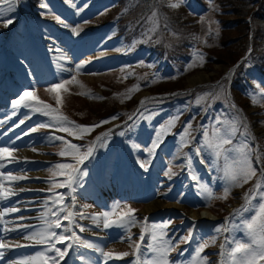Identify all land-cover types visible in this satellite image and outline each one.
Wrapping results in <instances>:
<instances>
[{
	"label": "rangeland",
	"instance_id": "374dc122",
	"mask_svg": "<svg viewBox=\"0 0 264 264\" xmlns=\"http://www.w3.org/2000/svg\"><path fill=\"white\" fill-rule=\"evenodd\" d=\"M11 1V7L7 8V13L0 20V66L9 67L8 72L4 74L2 80L0 78V83L2 82L0 84V92H3L5 97L0 101V147L15 149L14 155L18 159L6 167V170L10 171L11 174L16 173V175L23 176L32 172L41 174L42 182L40 184L44 191L40 193L39 201L41 206L40 211L44 214L48 211V208L53 207L50 201L46 206V201L49 200L50 196H53V193L47 191V189L52 187L53 183H59L65 179L63 176L49 179L51 176L50 169H53L57 163H74L70 157H61L58 154L63 147V141L50 140L49 137L61 136L67 141H70V138L73 139V137L69 136L70 138L68 139L65 137L67 133L57 131L58 125L50 117L23 106L14 109L12 102L18 99L24 91L34 90L40 100L45 104L51 105L53 108H59L60 112L65 116L70 117L69 112L78 119H82L84 116L94 119L97 115L108 109L109 106L102 99L90 98L89 95H81L80 93L90 91L93 96L101 97V94H105L108 86L121 83V78L117 75L116 71L119 70L120 72L123 70V67L120 66L124 62L120 59L123 55V48L120 49L118 47L117 40H114L112 36L107 35V33L101 34L98 31L97 25L101 21H95L93 18L94 15L98 16L99 14V12L97 13L96 0H44L42 5L46 4L47 8L42 6L43 9L39 16H34L29 22L22 16V14L27 16V13L31 11L29 0H24L20 8L17 0H0V9L6 8ZM186 1L183 0L177 8L169 6L170 3H175L177 0H160V3L163 7L177 14L181 10L179 8ZM190 3H193V1L191 0ZM191 6L189 4V7ZM182 16L187 18L185 14ZM19 17H22L23 23L21 27L23 31L22 36L14 28L15 20H18ZM55 17H59L69 27H64ZM8 19H11L13 22L5 27L4 22ZM246 20L251 26V17H248ZM213 21L214 18L211 16L209 19H206V31H209V28L215 30L216 23H212ZM158 26V21L152 24L154 33L158 32ZM76 27L82 28V31L78 35L72 31V28ZM56 28L62 29L66 44L58 43L56 48H54L49 46L51 43H48L47 40L53 36V30ZM160 35L162 36L161 33ZM159 39L161 38H157V40ZM250 40H253L252 30L250 32ZM65 45L76 47L77 52L73 54L75 59L78 58L79 52L84 48L85 56L93 57L92 62L85 64L79 70L76 68L74 72L65 76L53 77L49 82L34 84L26 81L27 83L20 84L16 90H10L13 86L12 77L17 76V71L22 73L28 67L32 49H35V52L57 51L66 47ZM251 45H253L252 42ZM96 54L100 55L99 59H94L96 58ZM215 54L218 58H221L222 56L220 55L223 53L215 52ZM85 56L81 59L85 58ZM227 62V65L223 64V62H215L210 70H202L201 62H199V66L194 67L192 73L184 79V88L190 91H198L204 87L197 85L189 86L188 78L198 73L208 74L211 81H217L224 75V70L230 67L229 59H227ZM148 67L150 68V66ZM73 75L76 76L79 84L74 82L66 85L67 92L61 90L60 98L62 103L59 105L56 102L55 93H51L47 89H40L49 88L53 84L69 80ZM5 77L7 80L4 81ZM223 77L224 80H227L226 76ZM224 83L227 84L226 81ZM254 84L255 88L259 90L260 95L249 93L248 96L251 100L253 96L257 100H260L259 97H262V108L260 110L256 108L248 112H253L251 121L260 122L259 131L264 132V95H262L264 94V77L257 74ZM221 86L222 89L219 91L217 97L226 106L223 95L225 94V85L222 84ZM143 92L136 95L135 98L140 100L147 97L146 91ZM16 96L18 97L15 98ZM168 110L156 112L160 114V117L159 115L156 116L153 110H148L142 114L132 131V135L129 137L130 145L128 152L122 150L120 152L123 155L116 152L118 148H115V146L114 148H109L108 142L104 146H101L92 170L90 169L89 172H86L88 168L87 164L80 165V169L84 170V172L81 175L78 174V183L74 185L76 189L74 193L66 187H56L54 189L55 193H63L65 195L64 204L77 213L74 223L69 224V221L65 220L63 221V227L53 229L58 234L67 236H71L75 232L76 236L79 237V242L69 240L65 244H56V247L61 249H64L67 244H71L72 247L77 246L82 248L80 249L83 250L81 251L82 254L78 258H73L72 262L67 264H83V257H88L92 253L89 247L84 246L85 243L95 244L102 257H104L102 253L108 251L113 253H132L133 248L130 247L131 241L127 240L126 237L131 235L133 241L137 240L141 233L135 227L138 224L147 225L149 230L146 233H151L154 227L164 224L168 225L166 228H163V231L167 234L165 239L170 240L172 246L175 247V250L171 251L168 255L170 264H199L196 249L199 244L205 241L209 242V246L200 254L201 257H207V264H220L222 259L220 255L221 245H225V249H228L232 246L233 238L246 240L244 229L237 227V225L240 224L243 218L249 217L251 213H243V216L235 215L236 218L232 217L231 236H229V239H231L228 244L224 243L222 238L216 243V238L218 237L216 229L219 226L217 223L195 220L192 215V213H200L205 210V206L206 209L209 208L214 214L220 215L227 209L230 203H234L237 200L239 192H246L252 187L257 177H253L252 180L246 184H242V186L231 184L228 198H218L222 196L225 187H229L230 185L228 173L237 172L245 158L244 145L246 137L241 134L243 130L238 125L240 131L231 137L232 144L224 146L229 151L224 152L219 157L214 154L213 150L207 147L202 148L206 152L205 158L211 164L213 170L214 177L212 182L211 173L204 175L206 170L198 161L195 151L197 146L193 145L192 131L191 135L186 137L184 141L181 139L185 126L190 122L185 123L183 129H180V131H175L180 124V110L175 109L172 115H170ZM177 117L178 119H174L173 126L168 128V122ZM236 118V116L230 118L227 113L223 117L222 113L217 114L205 129L209 131V136H211L214 127L221 128V133H223L229 125V121H235ZM21 120H24L23 124H20ZM106 120H109V118L102 119V121ZM218 120H222L224 122L223 125L218 124ZM44 123L51 126L38 128L35 132L31 131L32 128H36L38 125ZM162 126H164V129H162ZM158 132H160L159 146L152 155H149L146 149L151 147L152 142L157 139ZM87 135L89 134L87 133ZM167 136H172V138L163 144ZM86 139L82 142L84 143L82 146L93 145L89 143L90 139L88 136H86ZM122 139V137H119L120 141ZM260 139H263L264 145V136L260 137ZM199 141L200 146H202L204 141L203 132L200 135ZM247 143L251 145V151L247 158L251 166L257 169L258 176L260 173V150H257L256 144L251 138H248ZM77 145L80 146L78 143ZM33 149L36 150L33 151ZM233 149L240 151H234ZM256 152H258L257 156ZM34 156L41 160L36 161ZM127 156H130L131 160L129 159L128 161ZM27 159L34 161L32 167L28 165L26 168L20 170V163L26 162ZM142 162H149L147 170L140 166ZM169 168L174 173V175H171V178L165 175ZM136 173H140L141 175ZM193 175L198 179L193 180ZM206 179L210 182L209 184L206 182ZM10 188L15 189L16 187ZM194 189L197 191V194L193 193ZM209 193L214 198L209 199ZM243 195L240 198L242 204L237 209L241 208L244 203ZM73 196L75 197L74 205ZM11 200L9 196L8 201ZM6 203L5 198H0V206ZM157 203L161 204V208L153 211L152 209L158 205ZM125 206L136 210V224L130 225L127 228L117 225L104 228L102 214H111L114 211L119 212L125 209ZM80 213H83V215H80ZM60 215L63 216L64 213ZM93 217H100L101 223L99 225L94 223ZM47 218L55 219L50 213ZM180 218H186L194 226V235L189 232L191 233V238L187 243H180L183 237L189 235V233L185 236L182 234L188 230L187 221L185 223H175ZM65 227L70 228V231H65ZM81 227L84 231H80ZM90 230L96 231L98 238L91 237L89 235ZM213 240L215 241L214 243H212ZM149 243H152L150 235H146L144 245L141 246L139 254L140 261L153 258V254L146 247ZM47 248L48 245L46 244L45 254L54 256L55 253L47 251ZM116 259L122 258L113 257L107 260L111 264H132L134 260H137V256L130 254L124 257V262H121V260L117 261ZM63 260H60L59 264ZM259 264H264V261H260Z\"/></svg>",
	"mask_w": 264,
	"mask_h": 264
},
{
	"label": "trees",
	"instance_id": "16d2710c",
	"mask_svg": "<svg viewBox=\"0 0 264 264\" xmlns=\"http://www.w3.org/2000/svg\"><path fill=\"white\" fill-rule=\"evenodd\" d=\"M23 1L21 0L22 3ZM29 2L31 11L25 16L32 19L42 12L44 0ZM97 2L99 14L95 21H101L99 26H103L117 40L118 47L123 48L126 54L122 58L123 70L117 73L121 83L108 86L103 97V102L109 106L108 109L94 119L85 116L78 119L66 110L76 124L100 125L89 134L96 136L104 128V123H100L103 118L111 119L115 116L120 121L127 120L138 105L133 96L143 90L154 94L185 90L184 79L192 73L194 67L199 66L198 54L204 57L202 70L212 69L215 62L227 65V59L230 66H233L247 53L251 42L253 47L250 55L236 70L232 93L241 107L260 109V100L253 104L248 94L260 95L259 90L255 88L254 79L257 74L264 75V0H194L193 3L187 1L177 14L163 7L160 0ZM188 3L192 6L189 7ZM153 12L156 13L155 17H152ZM183 14L187 18H184ZM210 16L218 22L211 33L205 30L206 19ZM248 17H251V26L246 20ZM15 21V30L22 35L23 23L20 18ZM156 21L159 26L158 32L154 33L152 24ZM251 30L253 40H250ZM159 37L161 39L157 40ZM214 51L223 53L220 55L223 58H218ZM224 81L227 80H223L226 89L227 84ZM136 85H139V90L132 91L134 94L126 98L129 89H134ZM216 91L217 89L212 87L201 88L192 93L152 102L158 103L157 106L164 103L168 106L166 108L170 114L179 109L180 122L191 121V131L195 136L198 129H204L201 124L213 121L217 114L225 111V107L215 96ZM198 97L202 98L200 103L196 102ZM124 106L126 110L122 109ZM124 130L125 126L120 127L112 137L115 138ZM261 158L264 161V157ZM226 214L223 211L220 215L223 217Z\"/></svg>",
	"mask_w": 264,
	"mask_h": 264
},
{
	"label": "snow or ice",
	"instance_id": "6c2138e0",
	"mask_svg": "<svg viewBox=\"0 0 264 264\" xmlns=\"http://www.w3.org/2000/svg\"><path fill=\"white\" fill-rule=\"evenodd\" d=\"M183 2V0H177L175 3H170V7L177 8L180 6V4ZM43 7L47 8V5H42ZM0 15H3L2 12H0ZM156 13L153 12L152 17H155ZM57 21H59L61 24H63L64 27H69L68 24L64 23V21L60 20L59 17H55ZM151 19V17H150ZM204 18H202L203 21ZM13 21L11 19H8L4 22V26L7 27L9 24H11ZM212 23H218L216 21H213ZM73 33L79 34L80 31H82V28L76 27L72 28ZM212 32V29L209 28V33ZM198 60L202 62L204 60V57L202 54H198ZM142 63V62H141ZM83 64H78L77 70L79 68H82ZM195 65H189V67H193ZM238 66V65H237ZM231 71V70H230ZM79 84V81L77 80L76 76L73 75L71 79L61 81L59 83L51 85L47 90L51 93L56 94V102L57 104H61L62 100L60 98V92L61 90L67 92L68 89L66 85L72 84V83ZM134 90H139V85H136L134 89H129L128 93L126 94V98H130L131 92ZM81 95H89L90 98L95 99H102V97L93 96V94L89 91L87 93H80ZM264 95V94H262ZM150 99V98H146ZM200 97L197 98V103L201 102ZM35 102V103H33ZM259 101L255 96L252 97V103L256 104ZM14 109L19 108L20 106L31 108L34 112L41 113L45 116L50 117L53 121H55L56 125L58 127L56 128L57 131L65 132L68 136H72L74 138H82L83 135L89 133L94 128L99 127V124H94L91 126L88 125H79L76 124L74 121L69 120V118L65 115H63L60 112L59 108H53L49 104H45L42 100H40L34 90H27L24 91L22 95L19 96L18 99L14 100L13 102ZM145 101H141V106H144ZM233 108H235V105H232ZM142 115V114H141ZM112 120L117 119V117H112ZM129 119L131 120L132 117L129 116ZM174 119L170 120L168 122L167 127L170 128L173 126ZM109 121H101L100 123H108ZM24 120L20 121V124H23ZM218 124L223 125L222 120L217 121ZM238 125H243V132L241 133L246 137L245 145H244V160L241 163V166L237 172H229L228 173V180L230 181L229 187H225L222 196L218 197L219 199H227L230 195V186L231 184H235L237 186H242V184L248 183L250 180H252L253 177H257V169L251 166L250 161L248 160V154L251 151V145L247 143L248 138H251L252 140L255 139V137L251 136V133L248 131V126L246 123V117H240L237 116L235 121H229V125L225 128L224 132L221 133V128L214 127L212 130L211 136H209V131L207 129L203 130V136L204 141L201 147L196 148V153L199 155L202 151L203 147H207L211 150H213L214 154L219 157L224 152L229 151V149H226L225 145L232 144V139L238 131H240V128ZM19 126V125H18ZM49 124H40L36 128H32L31 131L35 132L38 130V128H45L50 127ZM202 127V126H201ZM162 129H164V126H162ZM191 129L192 125L189 123L185 126L184 132L181 135L182 141L186 139V137H189L191 135ZM166 130V129H165ZM123 135V132L121 133ZM159 136L160 132L157 133V139L152 142L151 147L147 148L146 151L149 153V155H152L155 152V149L159 146ZM50 140H61L63 141V147L59 151V155L61 157H70L74 163H57L53 169H50L51 176L49 179H54L56 176H64L65 179L62 182L59 183H53L52 187L47 189V191L52 192L53 196L49 197V200L46 201V206L48 202L50 201L51 205L53 207L48 208V211L42 214L43 223L46 225L45 228L34 231L26 236H24L25 240L28 241H34L38 244H47L48 248L47 251H52L55 253L54 256H48L45 253L39 254L38 259L40 260L41 264H59L60 260H63L64 257L67 254L68 248L72 247L71 244H67L64 249L57 248L56 244H65L69 240H75L79 242V237L76 236L75 232L72 233L71 236L58 234L53 229L61 228L63 227V221L67 220L69 221V224L74 223V218L77 215L71 208H69L67 205L64 204L65 201V195L63 193H55L54 189L56 187H66L70 189L71 192H75V187L78 183L77 177L78 174L81 173L80 165L84 163L85 160H87L94 152L95 145H89L85 150H81V147L77 144L71 143L70 141L65 140L61 136H53L49 137ZM98 140L101 139L100 137L97 138ZM192 139H195L192 137ZM36 149H33L35 151ZM234 151H240L238 149H233ZM15 149H9L7 147H0V162L7 161L9 163L16 161L18 158L14 155ZM150 162V161H149ZM149 162H142L141 167L145 168L147 170V164ZM203 162V161H201ZM190 163V161H189ZM5 166L4 163H0V168H3ZM166 176H169L171 178V175H174L172 172V169L169 168V170L165 173ZM0 176H3V180H0V198H8L9 196L15 195L16 190L12 189L10 187H6L4 181H8L9 183L15 182L21 179H25L24 176H13L10 173L6 176L3 173H0ZM193 180H197L198 178L193 175ZM24 189H20V191H23ZM40 191H44V189H40ZM208 198L212 199V194H208ZM73 205L75 204V197H72ZM244 204L241 206V208L236 209L233 215H241L243 216V213H251V215L247 218H243L237 227H241L245 231L246 240H238L233 238L232 240V246L228 249H225V245H221V252L220 255L222 257L220 264H259L260 261H264V169L261 170L259 177L257 178V182L254 184V186L246 191L243 195ZM255 202V203H254ZM119 207V206H117ZM18 209L11 208V212H16ZM135 209L125 206V209L113 213H104L103 216V227L109 228L113 225H117L120 227L127 228L130 225L136 224V217H135ZM49 213L52 217L55 219H48ZM64 213L63 216L60 214ZM5 215L4 212H0V217H3ZM80 215H83V213H80ZM23 219V218H21ZM93 222L99 225L101 223L100 217H93ZM168 225L164 224L161 226L154 227L151 231V233H146L143 229L137 238V240L133 241L132 236L128 235L126 237L127 240L131 241L130 247L133 248V252H122V253H113L111 251L103 252V256L105 259L110 258H124L131 255L137 256V260H134L132 264H170V261L168 260V255L171 251L175 250V247L172 246L170 240H166V233L163 231V228H166ZM20 227H26L24 225H21ZM12 229H5V231H10ZM227 228L220 227L217 228V232L221 231H227ZM65 231H70V228L65 227ZM80 231H84V229L81 227ZM146 235H150L152 243H149L146 247L149 252L153 254V258L150 260H139V254L141 252V246L144 245L145 237ZM191 238V233H189L188 236H185L181 239L180 243H187L188 240ZM215 241L213 240L212 243ZM12 246H20L19 243H16L14 245L9 244L8 242L0 241V249L12 247ZM85 247H93L92 244L85 243ZM209 246V242L205 241L198 245L196 249V255L199 261V264H207V257H201V253L204 251L206 247ZM3 253L0 252V256H2ZM37 258H32V260L29 261H23L21 264H33V261Z\"/></svg>",
	"mask_w": 264,
	"mask_h": 264
},
{
	"label": "bare ground",
	"instance_id": "6f19581e",
	"mask_svg": "<svg viewBox=\"0 0 264 264\" xmlns=\"http://www.w3.org/2000/svg\"><path fill=\"white\" fill-rule=\"evenodd\" d=\"M12 1L8 3L7 7L3 10L0 9V12L3 15H0V20H2L7 13V8H10ZM48 43H51V46L56 45V43L66 44L64 35L61 28H56L53 30V36L49 38ZM61 50L57 51H43L39 52L35 49H32L30 55V62L28 67L21 73L17 71V76L12 77L13 86L10 90H16L19 88L20 84L29 83L40 84L49 82V80L53 77L57 76H65L75 71L78 64H88L92 62L93 57L85 56V49L82 48L78 54V58L75 59L73 54L77 52L76 47L65 45ZM83 56L85 58L81 59ZM100 55L96 54V58L99 59ZM9 67L0 66V78L6 72H8ZM16 73V71H15ZM7 80L6 77L4 81ZM210 81V76L205 73H198L192 75L188 78L189 86H196L199 84H203ZM2 83V82H1ZM0 83V84H1ZM0 101L3 100L4 93L0 92ZM1 103V102H0ZM1 130V128H0ZM36 161L41 160L40 158L34 156ZM0 163H4L5 166L0 168V173H3L5 176L10 173V171L6 170L11 163L7 161H2ZM34 161L32 159H27L26 162L20 163V170L26 168V166L32 167ZM14 164L17 165L16 162ZM11 174V173H10ZM13 176H23L11 174ZM25 179H21L15 182L9 183L8 181H4L6 187H16V194L10 196L11 201H8V198L5 199L6 204H2L0 206V212H4L5 215L0 217V241L8 242L9 244L19 243L20 246H12L4 249H0V252L3 253L0 256V264H21L23 261L32 260V258H37L33 261V264H41L38 259L39 254L46 252V244H38L34 241H28L24 239V236L34 232L39 231L46 227L43 223L42 212L40 211V201L39 195L42 193L40 189L42 176L40 173H29L26 174ZM0 180H3V176H0ZM20 187L18 188V186ZM14 189V188H13ZM20 189H24L20 191ZM244 192H239L237 194V200L235 204L240 203V198ZM3 199V198H2ZM152 210H159L161 208V204L157 203ZM11 208L18 209L16 212H11ZM149 211V210H148ZM196 220H212V215L208 212L202 213H192ZM23 218V219H21ZM24 225L26 227H20ZM5 229H12L10 231H5ZM89 235L93 238H98L97 232L90 230ZM93 247H89L92 250V253L88 257H83V264H111L107 259L101 256L99 250L95 244H92ZM77 246L70 247L67 250V254L64 260L60 264H67L72 262L73 258H78L81 253Z\"/></svg>",
	"mask_w": 264,
	"mask_h": 264
},
{
	"label": "water",
	"instance_id": "95a60500",
	"mask_svg": "<svg viewBox=\"0 0 264 264\" xmlns=\"http://www.w3.org/2000/svg\"><path fill=\"white\" fill-rule=\"evenodd\" d=\"M239 63H240V62H239ZM239 63H238V64H239ZM238 64H237V65H238ZM237 65H236V66H237ZM236 66H234L233 68H231V69H230L231 71L228 72L230 78H232V73H231V72L235 70Z\"/></svg>",
	"mask_w": 264,
	"mask_h": 264
}]
</instances>
